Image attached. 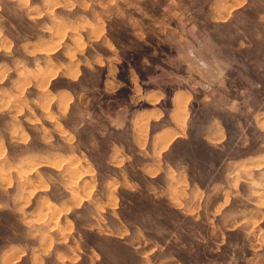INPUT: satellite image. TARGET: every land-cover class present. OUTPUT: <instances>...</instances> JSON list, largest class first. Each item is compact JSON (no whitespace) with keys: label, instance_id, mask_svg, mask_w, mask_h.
<instances>
[{"label":"rangeland","instance_id":"374dc122","mask_svg":"<svg viewBox=\"0 0 264 264\" xmlns=\"http://www.w3.org/2000/svg\"><path fill=\"white\" fill-rule=\"evenodd\" d=\"M220 2L0 0V264H264V0ZM122 62L193 92L183 119L219 167L188 134L151 151L170 121L134 118L168 102L114 96Z\"/></svg>","mask_w":264,"mask_h":264},{"label":"crops","instance_id":"0c3cea01","mask_svg":"<svg viewBox=\"0 0 264 264\" xmlns=\"http://www.w3.org/2000/svg\"><path fill=\"white\" fill-rule=\"evenodd\" d=\"M236 0H221L220 3L222 5H233V2ZM216 3H218L216 1ZM107 62V61H106ZM141 63L147 64L143 57H141ZM118 62L114 64V66H118ZM149 66V65H146ZM108 71V68L106 67ZM129 79L131 82V92L129 94L128 102L135 100H146L150 104H158L162 102V100H167L168 104L165 107H155L139 110L138 115L134 120L136 121H147L154 122L162 117H166L170 124H162L160 127L152 130L149 134L148 143L151 145V151L160 150L164 151L172 141L177 140L180 136H184L188 134V123L186 119H183L182 109L184 106L188 107V103L194 98V94L189 89L182 88H174L172 94L167 97L165 91L160 90L158 88H150L144 89L140 84V80L138 78V73L136 68H129ZM107 73V72H106ZM113 84V92L115 93L121 86H123V82L117 78V72L114 70L112 73V78L109 79ZM199 88L203 91V95L201 99H212V88L210 85L202 82L199 85ZM136 97V98H135ZM196 98L193 99V101ZM225 127L218 121L213 120L210 125L206 127L203 131V137L206 138L210 142L219 143L223 141L226 135ZM142 134L136 131V145L140 146V148L144 147V140L142 139ZM172 137V138H171Z\"/></svg>","mask_w":264,"mask_h":264},{"label":"trees","instance_id":"16d2710c","mask_svg":"<svg viewBox=\"0 0 264 264\" xmlns=\"http://www.w3.org/2000/svg\"><path fill=\"white\" fill-rule=\"evenodd\" d=\"M132 64L135 65V63H133V59H132ZM119 68H120V71H121V68H124V69H126V71H128L129 66L126 62H122L121 66ZM120 71L118 72L117 77L119 80H121L123 82V86H121L114 93V96H116V97H121V96L123 97L124 96L125 98H128L130 91H131L130 90L131 82L129 79V74H128V72H120ZM136 71L139 75L140 80H143L144 77H143V73L141 72V70L137 67ZM164 91H165L167 97H169L171 95V91L169 89H165ZM193 105H194V103H193ZM223 125H224L225 129L227 130L225 123H223ZM183 141L188 143V144H191L193 146L201 147V148L207 150V152L212 155V158L207 157V162L210 165H212L214 168L219 167L221 162L227 158V156L222 152L224 150L220 145L219 146H212V145L208 144L202 137L195 141L193 138H191V135L188 132V138L183 140ZM175 142L171 145L169 151L173 149ZM167 154L168 153H166L164 155L165 159H167ZM168 161L173 162L172 159H169V158H168ZM190 162H191V160H190ZM188 174H189V177L192 179V177H193L192 173L188 172ZM198 183L201 184L199 181H198ZM121 204H123V200L121 201ZM121 218H122V220L127 221V217L123 213L121 214ZM91 235H94L97 239V241H96L97 243H92L93 246H95L97 248V250H100V249H98L97 245H95V244H98V243L101 245H107L108 244V246H110V248H113L115 250L116 249L123 250L129 256H131V257L135 256L136 257V254L134 252V248L131 245H128L124 239L112 237V236H100L96 233L91 234ZM100 254H101V252H100Z\"/></svg>","mask_w":264,"mask_h":264},{"label":"bare ground","instance_id":"6f19581e","mask_svg":"<svg viewBox=\"0 0 264 264\" xmlns=\"http://www.w3.org/2000/svg\"><path fill=\"white\" fill-rule=\"evenodd\" d=\"M172 138V137H171Z\"/></svg>","mask_w":264,"mask_h":264}]
</instances>
